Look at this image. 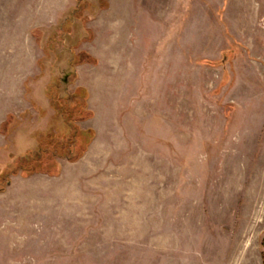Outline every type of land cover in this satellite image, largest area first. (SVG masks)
Here are the masks:
<instances>
[{
    "label": "rangeland",
    "instance_id": "1",
    "mask_svg": "<svg viewBox=\"0 0 264 264\" xmlns=\"http://www.w3.org/2000/svg\"><path fill=\"white\" fill-rule=\"evenodd\" d=\"M3 170L0 264H264V0H0Z\"/></svg>",
    "mask_w": 264,
    "mask_h": 264
},
{
    "label": "trees",
    "instance_id": "2",
    "mask_svg": "<svg viewBox=\"0 0 264 264\" xmlns=\"http://www.w3.org/2000/svg\"><path fill=\"white\" fill-rule=\"evenodd\" d=\"M77 2H79L80 0H76ZM74 99L73 97H59L58 98V104H59V107H62L63 108V105H64V108H65V115L64 116V123H65V126L66 128H71V129H74V131H76V127L74 128V126L72 127V124H71V119L72 117L74 116H81V117H84L85 115H82V114H85L87 112V109L85 107V105L82 104L81 107L75 109V106L76 104H73L72 106H69L68 104H70L71 100ZM63 104V105H62ZM73 131V132H74ZM44 134V133H43ZM50 135V133H48ZM48 134H44V138L46 139H50L49 137L51 136H48ZM53 135V134H51ZM76 134H73L70 136V138L66 139V136H64L65 138V143L68 144V146L70 147L67 150L63 151L64 149L61 148L59 151L57 152H54V151H50V154L51 156H66L68 157V154L73 152L72 149L74 148V144L72 143L73 142V139L76 137L75 136ZM67 140V141H66ZM69 141V143H68ZM46 142H41L37 144V148L34 149L30 154H27V155H23L21 156L20 158L16 159L15 163L13 164V169L11 170H18V169H22V170H26L25 172H32L33 169L35 168V166H37V164H40V163H45L49 160V156H47L48 154V149L45 145ZM67 146V147H68ZM58 153V155H56ZM34 167V168H33ZM11 170L9 172H11ZM7 172V171H4L0 173V190H4L5 188V185L9 182V175L10 173ZM3 182V183H2ZM3 184V185H2ZM264 243V241H263Z\"/></svg>",
    "mask_w": 264,
    "mask_h": 264
}]
</instances>
